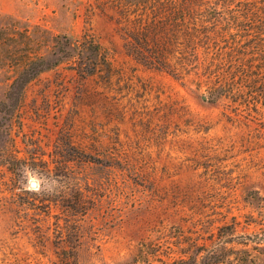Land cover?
Segmentation results:
<instances>
[{"label":"rangeland","instance_id":"obj_1","mask_svg":"<svg viewBox=\"0 0 264 264\" xmlns=\"http://www.w3.org/2000/svg\"><path fill=\"white\" fill-rule=\"evenodd\" d=\"M243 1L214 73L178 78L128 37L172 0H0V264H264V0Z\"/></svg>","mask_w":264,"mask_h":264},{"label":"trees","instance_id":"obj_2","mask_svg":"<svg viewBox=\"0 0 264 264\" xmlns=\"http://www.w3.org/2000/svg\"><path fill=\"white\" fill-rule=\"evenodd\" d=\"M221 1L226 6L216 10L202 7L201 0H172L167 19L152 18L148 14L138 18L136 30H128L130 54L141 64L165 70L178 78L189 75L198 78L201 75L198 71L200 67L214 73L220 57L219 41L222 38L216 34L222 17L221 12L217 11H253L247 1H235L236 8H230L232 0ZM125 12V18L128 19ZM214 91L215 88L212 94Z\"/></svg>","mask_w":264,"mask_h":264},{"label":"water","instance_id":"obj_3","mask_svg":"<svg viewBox=\"0 0 264 264\" xmlns=\"http://www.w3.org/2000/svg\"><path fill=\"white\" fill-rule=\"evenodd\" d=\"M30 185L33 186V187H36L37 186V182L33 180V181L30 182Z\"/></svg>","mask_w":264,"mask_h":264}]
</instances>
